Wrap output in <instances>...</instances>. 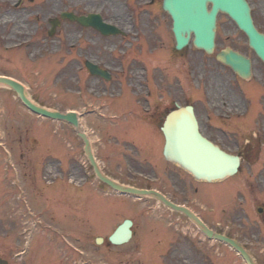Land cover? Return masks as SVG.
Here are the masks:
<instances>
[{
	"label": "rangeland",
	"instance_id": "obj_1",
	"mask_svg": "<svg viewBox=\"0 0 264 264\" xmlns=\"http://www.w3.org/2000/svg\"><path fill=\"white\" fill-rule=\"evenodd\" d=\"M42 1L44 9L41 11L37 4L20 10V29H17L18 20L14 15H19L14 8L15 0H0V15L8 16L7 22L0 24V75L22 82L31 97L47 108L77 111L82 130L90 136L102 170L126 185L159 190L165 187L170 196L174 194L169 185L172 165L157 157L156 169L149 165L147 158L151 155L147 156L145 149V129L140 128L141 122H134L132 116L126 122L129 119L125 115L127 111L146 107L143 96L148 88L152 92L150 103L157 97L165 106L189 101L205 120L208 113L213 118L209 130L215 134L225 131L231 139V151L247 147L242 137L248 138L250 158L243 163L237 177L213 185L214 188L207 191L206 184L195 183L189 175L174 167L179 172L176 190L181 204L198 213L212 229L238 240L257 264H264V217L257 211L264 206L262 63L252 55L253 83L238 82L231 87L226 83L232 79L235 83L233 74L192 46L172 55L175 45L172 23L167 15L160 13L161 0L156 1L158 8L148 9L144 6L149 0H99V10L88 8L86 11L104 12V8L115 6L118 16L128 14L125 38L100 37L94 48L87 45L91 38L86 34L80 42L78 34L68 37L60 34L52 38L40 31L36 34L41 24L36 14L52 17L62 10H76L71 0ZM251 4L256 23L264 32V0H251ZM33 9H37V13L28 16L27 11ZM224 21L218 34L219 47L225 43L234 45V42L247 47L240 34H229L228 29L234 32L236 26L227 18ZM113 24L123 26L117 20ZM73 29L71 25L64 27L65 32ZM227 36L231 38L226 39ZM85 59L112 73V81L107 83L89 75L84 67ZM144 74H150L149 80ZM222 90L227 92L229 100H237L245 111L250 110L248 119L235 120L241 130L251 124L250 127L256 129L252 130V136L228 133V129L221 127V120H216L220 114L227 118L235 112H244L237 105L227 104ZM36 126L41 128V134L50 133L36 134L33 131ZM127 128H131L130 134ZM37 136L42 140L46 138V147L52 144L53 150L43 152L48 155L42 162L43 167L33 173L30 156L34 152L29 139ZM83 147L70 125L37 118L22 107L12 91L0 87V257L10 264H244L228 246L204 240L186 221L181 229L191 228L195 244L188 255L176 252L163 256L158 251L151 254L142 251L135 242L141 235L151 239L158 222L171 217L153 199L123 197L100 184ZM64 152H67L66 161L61 156ZM85 181L88 197L79 208L80 186ZM34 185L49 189L47 195L53 196L49 203L35 193ZM59 186L63 189L62 196L57 190ZM193 187H197L199 193H194ZM124 219H133L136 223V235L129 245L95 244L96 237H108ZM34 232L33 240V236L28 235ZM25 239L26 244L22 246ZM72 239L81 241L77 244ZM21 249L26 255L16 260L14 254Z\"/></svg>",
	"mask_w": 264,
	"mask_h": 264
},
{
	"label": "water",
	"instance_id": "obj_2",
	"mask_svg": "<svg viewBox=\"0 0 264 264\" xmlns=\"http://www.w3.org/2000/svg\"><path fill=\"white\" fill-rule=\"evenodd\" d=\"M212 4V9L208 10V4ZM163 8L173 19V32L177 41V49L187 46L191 35L194 34L193 44L196 48L212 54L214 51L216 18L219 12L228 14L243 30L250 42V46L256 51L258 56L264 61V34H260L252 21L250 7L245 0H164ZM71 20L77 21L84 26H93L104 35L119 34L114 27L105 25L99 17L75 18L72 15H63ZM96 19V21H95ZM218 59L231 66L240 76L248 78L251 73L250 61L232 50H224L218 55ZM88 68L94 75H99L109 79L108 73L100 70L96 65L87 63ZM0 84L15 90L23 104L32 112L53 120H61L71 123L77 130L78 136L85 142L86 154L94 168L97 177L116 191L124 194L144 196L151 195L161 198L154 191H142L120 185L106 177L96 163L90 140L85 133L79 130L78 118L75 113L61 114L42 108L32 102L26 95L25 88L17 81L0 77ZM188 117H183L181 113H172L165 123L164 132L167 138L165 156L167 160L179 165L184 170L191 173L198 181H216L234 175L239 167V159L233 158L221 152L213 144L201 136L198 130V123L192 108ZM188 120L189 124H183ZM179 210L194 220L202 231L215 240L226 242L241 254L247 264H255L250 255L237 241L225 236L215 234L209 230L202 221L185 208L175 206ZM126 223L119 228L117 234L111 238L114 243L125 242L121 235H125ZM129 233L127 232V235ZM120 238V239H119ZM0 264H7L0 259Z\"/></svg>",
	"mask_w": 264,
	"mask_h": 264
},
{
	"label": "flooded vegetation",
	"instance_id": "obj_3",
	"mask_svg": "<svg viewBox=\"0 0 264 264\" xmlns=\"http://www.w3.org/2000/svg\"><path fill=\"white\" fill-rule=\"evenodd\" d=\"M99 0H71L72 3L75 4L76 10L73 9H66V10H62L59 12L58 16H52V17H46L47 14L39 16L37 15V9H33V10H28L27 11V15L28 16H33L36 14V17L40 19L41 24L39 25V27L37 28V31L35 32L36 34L38 33V31L44 33L45 35L49 33V31L52 29V22L54 19H58L57 23V28L55 31V35L54 37H57L58 35H66V37H68L70 34H78L79 37V42L80 40L84 39V35L86 34L87 36H89L91 39L87 41V45L91 48H94V46L97 44V38L100 39V37H102V35L95 31L92 28H83L81 26H79L78 24L71 22L69 20H63L61 18V13L66 11V12H71L76 14L77 16H88L91 13L94 12H87L86 10L88 8H92V9H97L99 10ZM131 1V0H128ZM251 3V0H248ZM42 0H15L14 2V8L15 10H17L18 15H14L16 17V19L18 20L16 28L20 29V10L22 8L25 7H32L34 5H40V10L44 9V4L42 3ZM163 0H161V4H162ZM83 5V8H81V6ZM124 7L127 9V6L124 5ZM104 12H97L95 14H99L102 19L110 24H113V21L117 20L120 21L123 26H121L120 28L122 30H124L125 26V17L127 16V12H125L124 14L121 15H117V11L115 9V6H112L111 8H107L103 10ZM161 13H164L161 10ZM130 18V17H129ZM129 18L127 20V22H129ZM224 16L220 15L218 18V28H222L223 27V23L224 21ZM14 20V18H13ZM66 25H71L74 27V29L72 31L69 32H65L64 31V27ZM114 25V24H113ZM229 34H232V36H237L239 34V31L236 30L234 32H231V29H228ZM241 37V36H240ZM240 37H238V39H240ZM231 37L227 36L226 39H230ZM45 39H48L47 37H45ZM235 44H225L222 47H227L230 46L233 49L239 50L241 53H243L245 56L252 58V55H255L254 51H252L248 45V42L245 41V46L247 47H240V44H242L241 42H234ZM244 48V49H243ZM248 49V50H247ZM248 51V53H247ZM252 54H250V53ZM256 56V55H255ZM87 60V59H85ZM213 61L216 62V59H213ZM226 70L232 71L231 69L225 67ZM233 74L234 80L236 81V84L239 82H243V80L241 78H239L236 74L233 73V71L231 72ZM232 85V84H231ZM225 94V92H224ZM223 94V95H224ZM150 96V92L147 95V100L146 103L148 104V98ZM161 98L157 97L156 99L153 100V104L152 106L149 105V107H151L150 109H147L145 112L143 111V113H137V114H131V116L134 119V122H137V119L140 120L141 122V126L140 128H144L145 129V134H146V141H145V149H147V156L151 155L150 157L153 158L154 160H152V162L154 163V165L157 167L158 166V160L157 158L164 160V145H165V137L164 134L162 133V126L165 120L166 115L171 112L172 110L177 108V105L171 106H164V104H162V100L160 102ZM197 112V110H196ZM197 115L199 117V119L201 118V120L203 119V114H201L200 112H197ZM226 117V116H225ZM231 117L232 115H227V118H223V115L220 114V117H217L216 120H221L220 121V125H223V129L224 127L226 129H229V127H232L233 125L231 124ZM211 118H209V116L206 117L207 121H210ZM228 120V121H227ZM129 122V121H128ZM122 127V124L120 125ZM119 126V127H120ZM209 125L204 124L203 120L201 121V127H202V132L213 142H215L216 144H218L223 150L227 151V152H231V150L229 149V143L231 141L230 138H227V134L225 131H220V133H213L212 129L209 130L210 127H208ZM120 127V128H121ZM129 134L131 133V128H127L125 129ZM228 133H236L239 131H234L233 129H229L227 131ZM252 130L249 128L247 130V133L249 134L248 136H252ZM241 134H244L245 132H239ZM214 134L215 137L214 138ZM46 139H40V141H45ZM133 140V139H132ZM251 140V139H250ZM227 142V143H225ZM33 143L35 144L36 148H39V144L36 142V140L33 141ZM247 147H243L242 151L237 154L238 156H240V158L242 159V162H245L247 159L250 158V141H245L244 143ZM144 148V147H143ZM47 149H52V144H50V148L46 147V143L42 144V148L38 149L39 153L35 155L36 157V166L38 167H43V159L45 158V154L43 152H45ZM55 151H58L57 149ZM156 151V152H155ZM35 152H37V150L35 149ZM65 155V154H64ZM67 156V154L65 155ZM149 157V156H148ZM157 157V158H156ZM157 160V161H155ZM48 165L45 166V169H47ZM173 167V171L172 174L169 177V185L171 188H173V195H169L165 189V187H162L161 190H159L163 195H165L172 203H176L179 204L180 202L178 201V196L180 195L178 193V191L176 189H178L179 185H178V171H176ZM77 169V168H76ZM78 170V169H77ZM83 181V179H82ZM87 181L82 182L80 189H81V196L79 197V208H81L84 205V201L85 199L88 197L87 194H85V188L87 187ZM221 183H214V184H207L206 183V187H207V191L210 189H213V185H218ZM160 188V187H159ZM191 187H188V189ZM170 190V189H169ZM193 191L194 193H199V189L197 187H193ZM185 192V191H184ZM156 203V202H155ZM165 208V210L168 212V215L171 217L170 219H167V221H161L160 223L158 222V226L157 229L155 230V232L157 233H152V238H146V236L141 235V238L135 242V244L139 247L142 248V251H147L148 253H155L156 251H158L159 255H163L165 256L166 254H172V253H178L180 255H188L192 249L194 248L193 242L194 240L192 239V237L194 236L193 233L191 232V228H188V231H184L181 229L182 227V223L184 221H186V223L188 225H191L190 221L182 216L180 213H177L175 211L170 210L169 208L165 207L162 203L159 204V208ZM125 220V219H124ZM151 222L153 219H150ZM133 237H135L136 235V223L135 221H133ZM193 231H195V228L192 229ZM144 232H146L147 230H144ZM157 234V235H156ZM156 235V236H155ZM156 237V240H155ZM81 240H76V242H80ZM83 243V241H82ZM193 244V245H192ZM192 245V246H191ZM147 246V248L145 247ZM37 264H40V262H38Z\"/></svg>",
	"mask_w": 264,
	"mask_h": 264
},
{
	"label": "bare ground",
	"instance_id": "obj_4",
	"mask_svg": "<svg viewBox=\"0 0 264 264\" xmlns=\"http://www.w3.org/2000/svg\"><path fill=\"white\" fill-rule=\"evenodd\" d=\"M7 20H8V16L4 14L3 16L0 17V24H5L7 22ZM0 87H3L4 88V86L2 84H0ZM234 104L237 105L238 103L237 102H234ZM238 107H240V105H238Z\"/></svg>",
	"mask_w": 264,
	"mask_h": 264
}]
</instances>
